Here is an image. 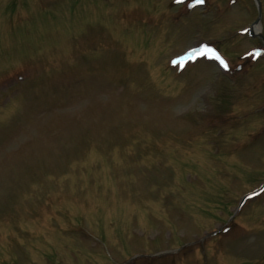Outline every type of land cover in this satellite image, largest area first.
<instances>
[{
	"label": "rangeland",
	"instance_id": "1",
	"mask_svg": "<svg viewBox=\"0 0 264 264\" xmlns=\"http://www.w3.org/2000/svg\"><path fill=\"white\" fill-rule=\"evenodd\" d=\"M260 2L0 0V264H264Z\"/></svg>",
	"mask_w": 264,
	"mask_h": 264
},
{
	"label": "snow or ice",
	"instance_id": "2",
	"mask_svg": "<svg viewBox=\"0 0 264 264\" xmlns=\"http://www.w3.org/2000/svg\"><path fill=\"white\" fill-rule=\"evenodd\" d=\"M196 3L198 4H203L204 3V0H196ZM206 47V46H205ZM195 51V50H194ZM210 51H214V50H210ZM203 54V53H202ZM217 59H220V57L217 55L216 57ZM222 63H224L222 60H221ZM224 67H227V64L224 63Z\"/></svg>",
	"mask_w": 264,
	"mask_h": 264
},
{
	"label": "bare ground",
	"instance_id": "3",
	"mask_svg": "<svg viewBox=\"0 0 264 264\" xmlns=\"http://www.w3.org/2000/svg\"><path fill=\"white\" fill-rule=\"evenodd\" d=\"M254 30L258 31V30H261V26L260 24H255L254 27H253Z\"/></svg>",
	"mask_w": 264,
	"mask_h": 264
},
{
	"label": "water",
	"instance_id": "4",
	"mask_svg": "<svg viewBox=\"0 0 264 264\" xmlns=\"http://www.w3.org/2000/svg\"><path fill=\"white\" fill-rule=\"evenodd\" d=\"M259 21H260V16H259V18L255 22L258 23ZM251 33L253 34V30L252 29H251Z\"/></svg>",
	"mask_w": 264,
	"mask_h": 264
}]
</instances>
